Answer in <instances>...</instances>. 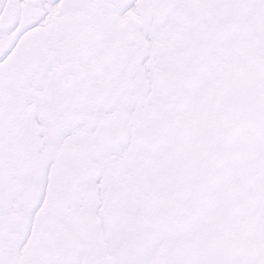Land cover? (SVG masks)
I'll return each mask as SVG.
<instances>
[{
  "label": "snow or ice",
  "instance_id": "obj_1",
  "mask_svg": "<svg viewBox=\"0 0 264 264\" xmlns=\"http://www.w3.org/2000/svg\"><path fill=\"white\" fill-rule=\"evenodd\" d=\"M0 264H264V0H0Z\"/></svg>",
  "mask_w": 264,
  "mask_h": 264
}]
</instances>
